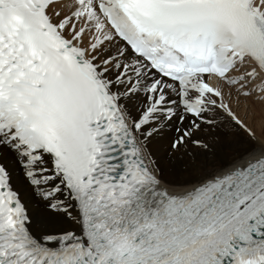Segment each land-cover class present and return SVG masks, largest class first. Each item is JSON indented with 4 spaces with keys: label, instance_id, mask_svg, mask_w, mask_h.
Listing matches in <instances>:
<instances>
[{
    "label": "snow or ice",
    "instance_id": "6c2138e0",
    "mask_svg": "<svg viewBox=\"0 0 264 264\" xmlns=\"http://www.w3.org/2000/svg\"><path fill=\"white\" fill-rule=\"evenodd\" d=\"M0 264H264V0H0Z\"/></svg>",
    "mask_w": 264,
    "mask_h": 264
},
{
    "label": "bare ground",
    "instance_id": "6f19581e",
    "mask_svg": "<svg viewBox=\"0 0 264 264\" xmlns=\"http://www.w3.org/2000/svg\"><path fill=\"white\" fill-rule=\"evenodd\" d=\"M185 177L181 175L180 173L173 174L170 170H166L165 172V179L167 181H176V180H182ZM165 187H168L167 183L163 184Z\"/></svg>",
    "mask_w": 264,
    "mask_h": 264
}]
</instances>
